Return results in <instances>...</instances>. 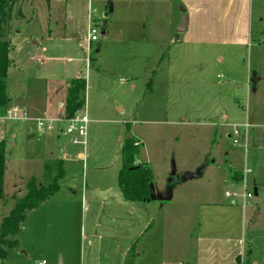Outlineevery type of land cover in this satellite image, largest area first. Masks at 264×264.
Here are the masks:
<instances>
[{
	"label": "rangeland",
	"instance_id": "374dc122",
	"mask_svg": "<svg viewBox=\"0 0 264 264\" xmlns=\"http://www.w3.org/2000/svg\"><path fill=\"white\" fill-rule=\"evenodd\" d=\"M13 1L7 29L12 45L10 108L23 101L51 103L52 113L40 118L60 120L64 110L58 107V99L69 83L81 77L87 81L82 99H87L92 124L87 147L73 145L63 133L58 138V131L65 126L61 122L48 137L44 135L49 132L37 127L30 135H19L17 147L7 148L0 225L19 192L27 193L31 179L47 185L54 178L55 170L46 174L45 161L47 150L55 145L64 146L70 161H78L73 169L66 168L60 189L66 194L74 189L80 204L70 230L30 218L18 236L19 250H9L5 263L121 264L112 257L109 243L100 238L105 223L99 227L97 218L90 225L87 215L81 213V202L87 185L89 201L90 193L119 191L122 144L135 138L143 145L137 160L151 168L158 191L166 190L173 164L176 167L173 200L150 202L149 208L153 213L155 205H165V211L154 214L150 229L164 226L168 230L165 218L168 212L172 215V229L165 238L166 248L173 250L170 258L186 255L175 253L174 246L193 252L198 224L195 211L200 204L224 200L227 191L242 193V186L223 180V171L242 172L246 165L252 171L248 190L254 192L256 181L261 202L252 200L247 206L246 253L241 262L264 264V0H250L253 39L243 44H232L230 39L196 44L177 34L181 10L186 9L179 0H165L161 20L151 17V0ZM111 3L115 12L108 19L105 14ZM128 18L131 22L125 21ZM91 23L98 27L100 38L92 48L88 41ZM105 24L111 30L107 36L102 35ZM92 55L95 60L90 63ZM118 105L124 108L123 113L117 110ZM18 123L2 119L0 128L15 129ZM235 129L239 136L229 137ZM79 153L85 156L81 162ZM206 162L209 164L200 179L180 182L184 174L195 172ZM106 195L111 193L94 195L98 211L103 209ZM241 203L244 205L243 200ZM172 204L179 205V211L168 206ZM140 215L141 222L146 216L139 208L129 212L125 222L135 223ZM183 226L188 237L183 235ZM122 235L120 243L125 248L128 235ZM160 241L152 232L145 234L138 245L143 257L135 259L136 264H160ZM134 257L133 251L129 264Z\"/></svg>",
	"mask_w": 264,
	"mask_h": 264
},
{
	"label": "crops",
	"instance_id": "0c3cea01",
	"mask_svg": "<svg viewBox=\"0 0 264 264\" xmlns=\"http://www.w3.org/2000/svg\"><path fill=\"white\" fill-rule=\"evenodd\" d=\"M179 2L186 8L185 10L188 15V29L186 33H184V36L185 38L189 37V39H191L196 44L210 43L218 39H230L228 41H231L232 44H243L247 41V39L250 41L253 39V12L251 9L250 0H179ZM168 4L170 5V2ZM109 5L108 13L105 14L108 19L110 18L111 14L115 12L114 4L111 3ZM149 5L151 17H153L154 20H161V11L162 9L164 11V6L166 5L165 0H151ZM147 16L148 14L146 13V17ZM130 20L131 19L129 18L125 19L126 22H131ZM110 31L111 30H109L108 25L105 24L102 30V35L107 36ZM186 40L187 39H185V41ZM34 44H37V42H34ZM90 48H92V44L90 45ZM93 58L94 55L91 56L90 63H93ZM39 60L42 62L41 59H38V61ZM220 61H224V59L220 58ZM70 87L71 84L69 83L66 86L65 94L58 99V107L64 110V116L65 102ZM14 107H20L24 109L29 115V120L20 121L18 123L19 126L15 129L0 128V141H9L7 143V148L9 146L17 147V143H15V141H17L19 135L32 134L34 130H37V119H45L40 117L48 116L54 109L51 103H45L44 105H33L24 101L18 106L14 105ZM9 109H11L10 104L8 106V110ZM117 110L122 113L124 112V108L119 105ZM2 119L3 118L0 117V120ZM89 119L91 125L92 120L90 116ZM50 134L51 132L45 133L44 136L48 137ZM61 134L62 130H59L57 137L60 138ZM57 147L58 146L55 145V147H51L47 150V159L45 164L47 162L60 160L64 162L66 168L71 167L73 169L78 161H70L71 159H69L65 154L66 151L63 148L64 146ZM84 157V153H79V162L84 160ZM138 163H141V161L138 160ZM213 164H217V162L214 161ZM237 172H240L243 175V171ZM223 180L230 184L241 186V182L235 183L230 179L229 172L223 171ZM254 186L255 189H257L256 181H254ZM118 190V192L114 191L113 189H109L103 192L90 193L92 200L89 201V188L87 185V189L83 193V199L81 202L84 207V209L81 210V213L83 215L85 214V218L87 215L88 221L90 220V225L96 221L97 218H100L99 227H102V221L105 223L106 228H104L103 235L100 236V238L106 240L109 243L112 257L116 261H120L121 264H129V258L131 257V252L133 251L135 253L133 264H136L135 259L139 260L143 257V253L140 252V247H138V245L139 243L141 244V238H143V236L149 232H152V235L156 236L159 240L161 239L159 246L160 264H239V259H241V261L243 260L246 253L245 231L247 227L248 215L247 207H244V205L241 203L242 199L240 196L236 198L228 197L227 193L230 192L227 191L225 192L224 200H212L211 202L200 204L195 211L198 224L194 250L193 252H188V250L186 251L185 247L174 246L175 253L186 254L184 258L175 259L169 257L173 251L172 248H166L165 246V238L169 237V231L172 229V215L170 212H168L165 218V223L167 222V226H169L168 230L165 229L164 226L163 228L160 227L159 230L158 228L156 230L155 228L150 229V227H153L152 223L155 220L154 214L165 211V205H155L157 206L154 207V210L156 211L152 213L150 210L153 209H149L151 203H127L123 199L119 187ZM107 193H111V196L106 195L104 197L105 201L102 203L103 209L98 211L96 207L97 203L94 202V195L98 197L99 194L103 196ZM232 194L240 195L239 193ZM19 195L22 197L25 194L21 191L19 192ZM77 196L78 193L75 192L74 189H70L67 194L65 191L60 189L55 196L46 201L40 208L29 212L22 226H24V224H26L30 218L33 220L35 217L37 222H40L41 219H44L48 223H53L55 226H58L59 229L61 228L65 231L70 230L77 220L76 217L80 204V200L76 199ZM255 202H261L259 195ZM50 204H52L53 207H49ZM168 206L174 208L176 211H179V205L172 204ZM138 208L139 211L146 216L144 217L145 219L140 222L142 218L140 215V218L135 223H126V215L129 212H135ZM12 209L13 208L9 210V213ZM188 212L186 214H188ZM192 212H194V210H192ZM256 216L257 215L255 214L253 218ZM4 218L5 216L3 219ZM123 226L125 227V231L122 230ZM165 230L168 232L166 233ZM182 230L184 231L183 235L188 237V234L186 233L187 228L183 226ZM122 233H126V235H128L126 238L128 242L126 243L125 248H122L123 246L120 243V241L123 240ZM18 236L16 237V240L19 243ZM190 237L192 238L193 235ZM92 244L93 241L90 242L91 246ZM19 248L20 246L18 245L17 249L19 250ZM22 254H24V252H22Z\"/></svg>",
	"mask_w": 264,
	"mask_h": 264
},
{
	"label": "trees",
	"instance_id": "16d2710c",
	"mask_svg": "<svg viewBox=\"0 0 264 264\" xmlns=\"http://www.w3.org/2000/svg\"><path fill=\"white\" fill-rule=\"evenodd\" d=\"M15 2L0 0V117H3L11 102L8 92V72L12 65L10 58L12 45L7 37L8 24L12 19ZM87 81L77 78L72 81L65 102V116H71L85 104L82 95L86 94ZM143 145L135 138L124 140L121 148L122 168L118 174V187L123 199L131 204L150 203L149 186L153 184V173L147 164L138 163L137 157ZM55 170L54 178L47 185L40 184L35 178L27 185V193L15 199V205L0 225V263L5 264L8 250L17 249L16 237L21 232L22 224L27 214L40 208L46 201L55 196L66 176L63 161H51L45 164V172ZM7 170V141H0V200H4V183ZM230 179L235 183L243 180V175L237 171L230 172ZM132 253V252H131ZM132 264V263H130ZM239 264H242L239 259Z\"/></svg>",
	"mask_w": 264,
	"mask_h": 264
},
{
	"label": "built area",
	"instance_id": "2783aa9c",
	"mask_svg": "<svg viewBox=\"0 0 264 264\" xmlns=\"http://www.w3.org/2000/svg\"><path fill=\"white\" fill-rule=\"evenodd\" d=\"M94 13L91 12V14ZM90 14V15H91ZM99 29L96 26L95 23H91L89 25V34H88V41L89 45L98 42L99 41ZM40 61V60H39ZM87 102V99L85 100ZM85 102L84 106L77 111L75 114L71 116H64L60 120H54V119H37V127L40 131H53L55 130V126L57 123L63 122L65 124L64 128L62 129V133L69 137L72 144L75 146H84L87 147L88 145V134H89V126H90V119L88 116L87 111V103ZM5 121L10 122H20V121H27L29 120L28 113L20 108V107H13L9 110H7L5 116L3 117ZM238 137L239 133L235 129L233 134H231L229 137ZM234 144H237V141H234ZM252 173V171L245 166L243 170V180L241 182V186L243 188V191L240 195L237 194H230L227 193L228 197L236 198L240 196V198L243 200L244 207H247L249 204V201H256V197L254 195V192H251L248 190V176ZM39 264H47L45 261L39 263Z\"/></svg>",
	"mask_w": 264,
	"mask_h": 264
},
{
	"label": "water",
	"instance_id": "95a60500",
	"mask_svg": "<svg viewBox=\"0 0 264 264\" xmlns=\"http://www.w3.org/2000/svg\"><path fill=\"white\" fill-rule=\"evenodd\" d=\"M182 12V17H181V22L180 25L177 28V34H184L186 33L187 29H188V15L186 13V10L184 8H182L181 10ZM94 61V58L92 60V62ZM208 162H206L203 166H200L199 168H197V170L195 172H190V173H186L184 174L181 179L180 182L181 183H187L188 181H192V180H197L200 179L203 176V172L205 170V168L207 167ZM175 176H176V167L173 164L172 166V171H171V176L170 179L168 180V186L166 188L165 191L160 192L156 189L154 184H151L149 186V192H150V202H170L173 200V191H174V184H175ZM254 195L257 198L258 197V190L255 189L254 190Z\"/></svg>",
	"mask_w": 264,
	"mask_h": 264
}]
</instances>
